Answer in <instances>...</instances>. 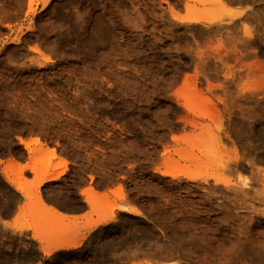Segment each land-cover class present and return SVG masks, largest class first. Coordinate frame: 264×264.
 <instances>
[{"label": "rangeland", "instance_id": "1", "mask_svg": "<svg viewBox=\"0 0 264 264\" xmlns=\"http://www.w3.org/2000/svg\"><path fill=\"white\" fill-rule=\"evenodd\" d=\"M44 1L0 0V264H264V0ZM206 10L213 25L183 22ZM27 137L43 148L23 166ZM62 154L74 171L34 192ZM86 179L97 220L125 199L140 216L46 256L36 240L80 239L97 220L42 198L78 206Z\"/></svg>", "mask_w": 264, "mask_h": 264}, {"label": "bare ground", "instance_id": "2", "mask_svg": "<svg viewBox=\"0 0 264 264\" xmlns=\"http://www.w3.org/2000/svg\"><path fill=\"white\" fill-rule=\"evenodd\" d=\"M35 1L36 0H28V9H29L30 12L34 11ZM51 1L52 0H45L44 1L43 6H42L43 10H45L49 6ZM224 1H226V0H215V2L220 3V4L223 3ZM228 1H230L231 3L233 2V4H234V2L237 1L238 4H241V2H247L248 0H228ZM208 12L209 11H207V10L206 11H202V12H198V13L194 12V16L192 18H190L188 20H184L183 22L189 23V24H192V23H197L198 24L199 23V24L213 25L215 22L208 15L210 13V12L209 13ZM241 15H242V13H240L238 15V17H240ZM19 40H20L19 38H15L10 43L17 44L19 42ZM32 51L35 52L36 54H38L41 57V59L43 60L44 63L47 64V63L50 62L47 58H45L40 53V51H38L36 49H32ZM212 137H213V135H212ZM219 138H220L219 136L215 137L216 146H218V147H220L219 145H221V146L223 145V144H221V139L222 138L221 139H219ZM18 141L31 154H33L35 152V150L31 148L33 144L36 145V146L41 147L40 149L43 148V145H42L41 141L38 138L33 139L31 141L30 140L28 141V140H26L24 138H18ZM44 151L45 152H47V151L49 152V150H47V151L44 150ZM53 151H54V149H53ZM58 151H59V149H58ZM58 151H57V153H58ZM53 157H55V156H53ZM59 159H61V158H59ZM61 160H59V161H61ZM0 164H2L1 160H0ZM66 165H67V162L64 161V160L59 162V163L57 162V164L55 163L53 165V168H51V171H53V173H50L49 169H44V170L43 169H38L40 171H38L39 172V176L37 178V183H36L34 192H37L47 182L58 181L62 177V175L64 173V170H60V171H58V170L61 167L65 168ZM15 166L18 167V170L16 172H14V170H13ZM23 169L24 168L20 167L19 165H16V163H14V164L8 166L6 171H5V175H6V179L8 180V183H10L12 186H14L16 188V190H18V191H20V181H19V178H18V174H20L23 171ZM162 175L163 176H171L173 178H176V176L170 175V174L164 173V172H162ZM187 179L196 180L195 178H187ZM66 197H68V196H66ZM42 199H45V198H42ZM87 201H88L89 204H91L94 207L95 199H94V197L92 195L88 194ZM128 212L131 213V214H134V215H139V213H140V211L137 210V209H130ZM56 214L59 217H61V218H65L64 216H62L59 213H56ZM114 219H115V214L113 212H111L110 215H104V216L100 217L98 221L88 225L85 228V230H87L88 232H91V231L97 229L98 227L106 225V224H108V223H110L112 221L114 222ZM23 230H24L23 228H20V231H23ZM83 238L82 239H69L67 241H43L42 242V252L46 256H50V255H52V254H54L56 252H59L61 250H66V249H73L74 250V249H77V248H79L81 246ZM36 239H39V238L36 237ZM158 256H160V255H158ZM165 256L166 255L163 256V259H164ZM159 258L161 259L162 255Z\"/></svg>", "mask_w": 264, "mask_h": 264}, {"label": "crops", "instance_id": "3", "mask_svg": "<svg viewBox=\"0 0 264 264\" xmlns=\"http://www.w3.org/2000/svg\"><path fill=\"white\" fill-rule=\"evenodd\" d=\"M26 140H33L34 137H27L25 138ZM30 154L29 152H27L26 157L24 158V160L22 162H20L23 166H27L30 164ZM62 159H65L68 161V165L66 168V170L64 171L62 177L58 180V181H50L47 182L43 185V190L45 191L47 187L51 186L52 184H55L57 182H60L62 180H64L66 177H68L75 169V165L76 163L69 158L68 156H66L65 154L61 155ZM11 163V159L7 158L4 160L3 164L0 165V169L3 171L5 169V167L7 165H9ZM33 178V175H32ZM92 182L89 179H86L84 182H82L78 188H77V192H76V196H77V200L79 202L78 206H72L69 203H65L59 200H56L54 198H52L51 196H44L45 197V201L48 203L49 206L58 209V211L66 218V220L70 221V222H78V223H85L88 219L92 218L93 220H97V216L94 215V209L93 206L91 204L88 203L87 201V197L88 194H92L90 188H91ZM96 196L98 197H103V196H111L114 197V193L116 192V186H108V187H103L100 189H96ZM93 196V195H92ZM94 197V196H93ZM94 199H96L94 197ZM120 205L122 207V210H116L115 214L117 215H134L129 213L128 211L130 209H135L137 208L136 204H134V202H132L129 199H125L120 201ZM99 220V219H98ZM97 220V221H98ZM14 221L13 218L9 219L7 222L9 224H12ZM96 222V221H95ZM105 225L98 227L97 229L88 232L87 230L84 232V238L82 240V244L88 242L90 235L92 234V232L104 227ZM30 234L33 236V232L30 231ZM80 238V239H82ZM67 241V240H64ZM36 242L39 245V248H42V242L39 240H36ZM73 249H66V250H61L59 252H56L55 254H60V253H65L68 251H71Z\"/></svg>", "mask_w": 264, "mask_h": 264}]
</instances>
